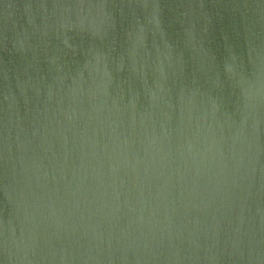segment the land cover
<instances>
[{
	"label": "water",
	"instance_id": "obj_1",
	"mask_svg": "<svg viewBox=\"0 0 264 264\" xmlns=\"http://www.w3.org/2000/svg\"><path fill=\"white\" fill-rule=\"evenodd\" d=\"M0 264H264V0H0Z\"/></svg>",
	"mask_w": 264,
	"mask_h": 264
}]
</instances>
